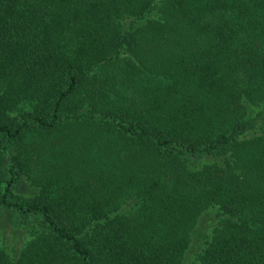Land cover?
<instances>
[{
	"label": "trees",
	"instance_id": "1",
	"mask_svg": "<svg viewBox=\"0 0 264 264\" xmlns=\"http://www.w3.org/2000/svg\"><path fill=\"white\" fill-rule=\"evenodd\" d=\"M259 119L264 0H0V264H264Z\"/></svg>",
	"mask_w": 264,
	"mask_h": 264
},
{
	"label": "rangeland",
	"instance_id": "2",
	"mask_svg": "<svg viewBox=\"0 0 264 264\" xmlns=\"http://www.w3.org/2000/svg\"><path fill=\"white\" fill-rule=\"evenodd\" d=\"M256 126H259L261 128L262 126H264V121L262 119H259L257 121ZM2 211L3 210L0 209V245L4 246L7 250L11 251L13 248H15V247H17L19 245L18 244L19 240L17 239V236L13 235L14 234L13 233L14 227L11 224V219H10V222L8 223V225H7L8 229L4 228L5 230L3 231V234L1 233L2 232V228L4 226V221H3L2 217H4L5 219L8 218V214L6 213L7 215H5L4 212L1 213ZM2 214H4V216ZM23 230H25V229H23ZM16 231H18V229ZM190 258H189V260H190Z\"/></svg>",
	"mask_w": 264,
	"mask_h": 264
}]
</instances>
